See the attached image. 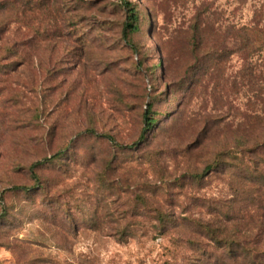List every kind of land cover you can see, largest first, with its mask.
<instances>
[{"label": "rangeland", "instance_id": "obj_1", "mask_svg": "<svg viewBox=\"0 0 264 264\" xmlns=\"http://www.w3.org/2000/svg\"><path fill=\"white\" fill-rule=\"evenodd\" d=\"M126 3L141 17L133 47ZM202 4L227 23L250 16L236 0H0V264H212L241 253L201 237L198 222L244 240L236 177L264 141V50L255 86L236 55L224 76L198 81L213 68H191L179 30ZM149 104L156 126L124 148ZM221 154L224 170L205 173ZM256 208L244 235L254 243ZM167 215L176 221L162 227Z\"/></svg>", "mask_w": 264, "mask_h": 264}, {"label": "trees", "instance_id": "obj_2", "mask_svg": "<svg viewBox=\"0 0 264 264\" xmlns=\"http://www.w3.org/2000/svg\"><path fill=\"white\" fill-rule=\"evenodd\" d=\"M236 2L237 8L234 11L247 8L250 15L249 19L241 24L235 22L227 23L222 12L213 9L212 5L202 4L191 18L188 26L179 30L186 34L187 37V49L192 61L191 68H206L207 64L213 68L210 74L208 71L198 74L200 75L197 77L198 81L204 77L213 79L215 75L217 78L218 74H221V77L224 76L226 71L225 66L235 55L239 56L242 61L243 69L239 74L242 82L248 86H255L261 81L262 75L256 67L257 60H255V57L258 52L264 50V0H236ZM124 8L128 11V14L122 30V36L126 43L133 47V42L130 38L132 34L139 31L141 17L129 4L126 3ZM237 85V82H233L231 89L235 90ZM152 108V104L147 105L143 114L144 129L139 140L134 144L124 146V148H136L145 139V132L152 130L156 126L158 120L153 117ZM100 136L112 143L114 142V139L109 135ZM62 153H57L53 157L45 158L43 161L32 165L30 168L32 176L34 178L37 177L34 172L35 168L50 162V160L57 159V157L59 158ZM247 155L248 160L239 164L240 170H237L239 174L236 177L238 180L236 188L238 202L243 203L240 213L243 215L242 219L244 221L242 224L243 229L241 230L244 240L237 242L234 238H229L230 240L228 238H221L224 234L223 228L215 230L209 223L198 222L199 228H203L206 232L201 237L204 239L210 238L211 242L219 244L220 247L225 244L230 245L231 248H235V245L238 243L237 248L241 251V253H235L224 261L216 259L212 264H229L228 260L231 261V264H264V201L261 200V197H264V141L249 150ZM232 157L233 161L238 160V156L232 155ZM225 161L224 154L217 156L213 163L206 167L205 173H221L224 170L223 165H225ZM236 167L238 168V163ZM13 189L21 192L28 190V188L20 186H15ZM256 207H259V210L262 212V221L259 225L258 241L254 243L249 241L248 238L246 239L247 236L244 238V235L251 234L252 229L255 227L254 215L258 210ZM170 218L175 223L176 220L173 216L167 215L166 219L159 217V221L164 223L162 227H165V221L166 224L168 221L170 222ZM228 220H234V218L232 217ZM233 233L237 234L238 232ZM260 249L262 252L258 251Z\"/></svg>", "mask_w": 264, "mask_h": 264}]
</instances>
